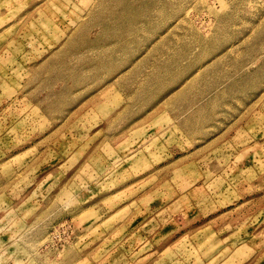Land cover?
I'll use <instances>...</instances> for the list:
<instances>
[{
    "label": "rangeland",
    "instance_id": "rangeland-1",
    "mask_svg": "<svg viewBox=\"0 0 264 264\" xmlns=\"http://www.w3.org/2000/svg\"><path fill=\"white\" fill-rule=\"evenodd\" d=\"M0 264H264V0H0Z\"/></svg>",
    "mask_w": 264,
    "mask_h": 264
}]
</instances>
